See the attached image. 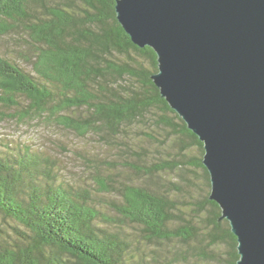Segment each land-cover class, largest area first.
I'll return each instance as SVG.
<instances>
[{
    "label": "trees",
    "instance_id": "1",
    "mask_svg": "<svg viewBox=\"0 0 264 264\" xmlns=\"http://www.w3.org/2000/svg\"><path fill=\"white\" fill-rule=\"evenodd\" d=\"M115 4L0 0V125L36 120L99 154L72 180L54 150L0 135V264H236L203 142Z\"/></svg>",
    "mask_w": 264,
    "mask_h": 264
},
{
    "label": "water",
    "instance_id": "2",
    "mask_svg": "<svg viewBox=\"0 0 264 264\" xmlns=\"http://www.w3.org/2000/svg\"><path fill=\"white\" fill-rule=\"evenodd\" d=\"M115 12L153 48V82L203 142L236 264H264V0H116Z\"/></svg>",
    "mask_w": 264,
    "mask_h": 264
},
{
    "label": "rangeland",
    "instance_id": "3",
    "mask_svg": "<svg viewBox=\"0 0 264 264\" xmlns=\"http://www.w3.org/2000/svg\"><path fill=\"white\" fill-rule=\"evenodd\" d=\"M0 135L1 137L3 136L26 142L34 148L54 150L55 154L53 153L51 155L56 159L53 161L58 171H60L61 175H69L72 180H78L82 177L87 181V167L84 165V161H88L86 159L93 157V155L95 157L92 160H95L96 156L99 157L93 142H91L92 140L88 138L79 139L73 135H69L67 132L60 131L52 125L44 127L36 122V120L23 125H11V123L0 125ZM56 139L60 145L56 142ZM63 144L66 149L60 148ZM78 151L83 152L84 155H79L77 153ZM91 154L93 155L91 156Z\"/></svg>",
    "mask_w": 264,
    "mask_h": 264
}]
</instances>
